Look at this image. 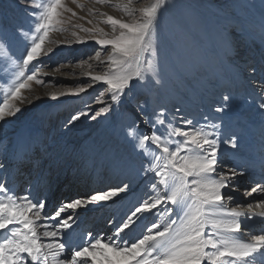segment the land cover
<instances>
[{"label": "snow or ice", "instance_id": "obj_1", "mask_svg": "<svg viewBox=\"0 0 264 264\" xmlns=\"http://www.w3.org/2000/svg\"><path fill=\"white\" fill-rule=\"evenodd\" d=\"M138 2L94 0L95 4L119 11L121 16L89 8L90 15L98 13L101 17L93 27L71 22L72 18L86 19L78 17L69 7L71 3L83 9L79 0H32L28 4L32 9L30 35L22 25L17 24L12 31L0 23V61L16 69L9 73L5 67L6 75L0 77L12 76L10 86L0 96V122L21 113V104L33 102L22 92L31 90V82L38 86L45 84L40 78V67L32 71L30 66L39 64L41 57L55 51V48L45 50L46 44L71 47L73 44L86 46L92 41L98 46L94 56L78 65L82 69L81 76L90 83L47 94L48 99L59 101L63 97H79L94 86H104L96 98L103 106L94 115L78 112L69 124L81 116L95 120L111 113L113 106L119 105L131 91L135 81L162 86L155 29L161 12L168 6L167 0H146L136 7ZM86 23L93 24V20L87 19ZM100 23L108 26L110 32L100 27ZM65 25L84 35L72 31L74 40L52 41L49 34L68 31ZM261 28L264 31V22ZM19 36L28 37V46L17 59L11 53V43ZM106 94L110 103L103 100ZM43 98L37 96L35 100ZM231 99L224 95L214 111H228ZM259 108L264 110V103H260ZM137 111L146 112V105L138 104ZM168 111L161 107L145 117L144 123L151 128L148 133L141 134L134 122L128 126L126 136L134 141V152L141 159L137 166L132 157L112 158L113 171L123 176L120 183L64 200L51 215L46 213L51 198L47 185L42 191L39 181L35 186L30 182L25 194L17 195L7 186L8 170L0 162V172L5 173L0 176V233L3 234L0 236V264H264V229L255 235L248 230L249 222L264 223V199L246 206L236 203L230 192L239 191L235 182L245 170L221 171V144L238 149L239 136L233 132L230 139H222L226 134L221 132L220 125L198 124L185 117L180 120L183 127L174 126L176 117L174 115L170 121ZM22 164L39 168V159L33 158L31 144L16 151L13 159L16 174ZM135 177L146 182L127 212L119 220L108 221L115 232L108 237H93L88 233L83 247L71 248L69 259V246L63 237L77 223L79 211L121 200L133 190ZM257 193L264 195V182L255 184L243 195L253 197ZM148 217L154 222L142 224ZM138 226L139 232L136 231Z\"/></svg>", "mask_w": 264, "mask_h": 264}, {"label": "bare ground", "instance_id": "obj_2", "mask_svg": "<svg viewBox=\"0 0 264 264\" xmlns=\"http://www.w3.org/2000/svg\"><path fill=\"white\" fill-rule=\"evenodd\" d=\"M167 5L161 12L155 29L159 48L160 76L163 83H166L163 84L164 87H156L152 82L135 81L133 82V86L137 87V93H135L137 95L145 94L150 99L152 94L156 93L155 96L159 101L157 112L161 107L168 109V119L171 121L174 115L176 117L173 121L174 126L183 127L180 122L181 117L193 119L196 114H199L207 117L212 124L220 125L221 131L226 134L222 136L223 138L230 139V133L235 132L241 139L238 149H231L229 146L221 144V148L224 149V153L221 155V171L227 172L230 168H237L238 171L244 169L245 174L238 177L235 182V187L239 191L230 192V194L234 196L236 203L243 199V204H241L243 206L264 199V195L259 193L254 194L253 197L242 196V193L250 190L255 184L264 182V167H262V163H264V110L259 108V104L264 103V87H262L264 85V31L261 28L262 22H264V0H167ZM197 18H200V23L204 26L205 32L198 31ZM229 25L241 29L248 40L242 45L243 48L236 51L238 55L233 57L237 65L232 64L228 57V59L224 58L226 54L223 55L225 49L231 50L229 29L225 28ZM179 35L188 37L191 48H181V44L178 42ZM75 45L77 44L72 46ZM192 47H197L198 49H196L199 50V56L194 53L195 59L198 61L199 58V62L194 66V63L192 64L193 69L192 74H190L181 69L179 62H183L182 60L187 58L188 51H191ZM248 51H253L255 54H249V56ZM215 62L219 63L220 70H216L213 65L208 66ZM41 72L54 82L65 78L61 74L44 70ZM200 74L204 77L201 81ZM223 77H227V80H224ZM170 81L174 82L173 86L170 85ZM98 86L102 85L90 88L91 91L96 90ZM130 92L128 94L131 95ZM128 94L116 106L126 108L129 104L126 100ZM181 94L188 95L192 102L187 97H183L187 104L180 101L176 103L177 96L182 97ZM224 95L232 97L230 101L232 105L230 104L229 110L223 113L212 111L222 103ZM244 103L258 107L261 116L260 122L249 118V115L244 111ZM177 109L180 111L177 112ZM136 115L140 117L138 113ZM37 125L40 126V122ZM39 126L36 127L32 124V132L40 134L42 131ZM49 145L47 144V146ZM44 147L46 148L45 145ZM44 147L39 148V155H45ZM1 162L5 165L9 164L5 160H1ZM11 166L14 167L13 164ZM25 166H27L25 174L22 173L23 164L20 165L19 174L15 173L13 186H16L17 183L24 184L36 171L29 164H25ZM40 171L38 175H43V170ZM113 180L114 178L110 176L106 177L99 189L109 186ZM120 181L117 179L114 185ZM145 182L139 177L137 182L133 183V190L114 204L90 206L80 210L77 215L79 216L77 223L63 237V241L67 242L69 246L68 258H71L72 247L84 246L88 233H92L93 237L111 236L115 232V228L108 221L114 218L119 220L127 212L128 207L131 206L129 203L131 201L134 203L135 198L141 195ZM84 184H86L85 178L78 176L67 187V192L59 189L55 200L58 195L65 197V200L70 199L77 187ZM231 206L235 207V203ZM91 217L96 221L90 227ZM151 222H154L153 219L148 217L141 223L147 225ZM261 229H264V223L259 220L249 222L248 230L252 234H259ZM140 230L138 226L136 231L139 232ZM2 235L0 233V236Z\"/></svg>", "mask_w": 264, "mask_h": 264}, {"label": "rangeland", "instance_id": "obj_3", "mask_svg": "<svg viewBox=\"0 0 264 264\" xmlns=\"http://www.w3.org/2000/svg\"><path fill=\"white\" fill-rule=\"evenodd\" d=\"M31 2L32 0H24L23 3L21 0H0V23L12 29V31H15V26L19 24L23 26L26 32H29L32 27V20L29 15L32 9L28 7V4ZM145 2V0H139L136 6L139 7L140 4ZM79 3L84 5L83 9L77 8L71 3H69V7H72L73 10L77 12L78 17L82 16L86 19L80 20L78 18H72L71 22L83 24L84 27H93L94 24L101 20L98 13L90 15L87 11L89 8L99 9L100 12L108 13L114 17L121 16L119 11L105 5L95 4L94 0H79ZM70 15L71 14H67V16ZM87 19L93 20V24L86 23ZM197 20L198 31L205 32L204 26L200 23V18H197ZM65 26L69 28L68 31L63 33L51 32L49 34L52 41H63L66 39L74 40L75 38L71 35L72 31H77L81 36L84 35L83 32L71 28L70 25ZM99 26L103 27L105 31L110 32V28L103 23H100ZM225 28L229 29L231 50L225 49L223 55L226 54L224 58H229L232 64L237 65L233 57L238 55L236 51L243 48L242 45L247 43L248 40L241 29L235 28L232 25L225 26ZM221 29L224 30L223 27H221ZM178 42L181 44V48H191L188 37L186 38L179 35ZM26 46H28V37L19 36L14 39L11 43V53L13 57L17 59L22 57ZM47 48H55V51L47 57H41L39 64L30 66V69L35 71L36 67H40V69H42L41 71L44 70L54 74H61L65 78L54 82L45 76L43 72H40V74L42 73L40 78L45 81V84L38 86L34 82H31L32 88L30 91L22 90L23 95L27 97L29 101L33 102L27 105L21 104L20 106L23 108L21 113L17 114L14 118H9L5 122H0V162L1 160H5L6 163L9 162L8 165H5L6 170H8L7 186L13 189L17 195H24L26 190L29 189L30 182L35 186L39 181L42 191L45 190L44 185H47L46 191L51 197L47 207V214L51 215L55 207H58L59 203L66 199L65 197L63 198L62 195H58L55 200L59 189H62L63 192H67V187H69L71 182L76 180L78 176L85 178L86 184L78 186L76 192L72 195L73 197L70 199L76 198L77 196H84L91 193L93 190H99L101 183L106 177L110 176L114 178L113 183L110 185H114L117 179L122 180L123 176L117 175L110 165L114 156L132 157L136 161L137 166L139 165L141 157L137 156L134 152V141H131L126 136V132L128 126L133 122L138 125L141 134L150 132L151 128L144 123V119L147 115L153 114V110L157 112V104L159 101H157L158 99L155 96L156 93L152 94L151 99L145 94L137 95V87L133 86L130 92L131 95L128 94L126 99L129 103L126 108L123 106H113L111 113L98 116L95 120L86 116H81L79 120L69 124L71 117L78 112H90L91 115H94L99 107L103 106L96 98L99 93L104 90V86H98L94 91L89 89L86 94H82L79 97H63L59 101L48 99L47 94L90 83L88 78L81 76L82 69L78 65L82 60H87L90 56H94L98 46L95 45L94 42L89 41L86 46L75 45L69 47L65 44H61L59 47H56L55 44H46L45 50H47ZM196 48L197 47H192L194 51L190 49L191 51H188L189 55L187 58L183 59V62H179L181 69L190 74H192L193 66L199 62V58L197 61L194 56V53H199V50H197L198 48ZM249 54H255V52L248 51V55ZM230 55L232 58L229 57ZM212 65L216 67V70H220L219 63H210L208 66L210 67ZM5 67L8 68L9 73L16 70L13 65H5L0 61V77H5ZM57 68H59L60 71H55ZM25 71H29V69H25ZM221 75L227 76L225 74ZM200 76L201 81L204 77L201 74ZM11 79L12 76L10 74L6 79H0V96L3 95L5 88L10 86L9 82ZM223 79L227 80V77H223ZM163 84L162 87H164ZM173 84L174 82L170 81V85L173 86ZM181 95L182 97L177 96L176 103L180 101L187 104V102L183 100V97H187V99L192 102V99L188 95ZM37 96L44 98L35 100ZM103 100L105 103H110V97L107 94ZM138 104L146 105L147 111H137ZM243 108L245 109V113L249 115V118L253 119V121H261L257 106L244 103ZM136 113H138L140 117H138ZM192 120L198 124H212V122L208 119V121L205 120V117L199 114H196ZM38 122H40V126L37 125ZM32 124L36 127L39 126L42 132L40 134L32 132ZM221 132L224 133L223 131ZM26 144H31L33 158L39 159V168L36 169L30 179L26 180L24 184L17 183L16 186H13L15 172L13 171L14 167L12 168L11 165L13 164L16 151L23 149ZM47 144L50 145L47 146ZM42 147L45 148L46 152L44 156L43 154H38L39 148ZM223 153L224 149L221 148V155ZM27 166L23 164L22 173L25 174L27 172ZM41 169L43 170V175H38ZM4 175V172H0V176ZM137 179H139V177H135L133 183L137 182ZM243 194L244 193H242V196ZM131 203L133 202L131 201L129 204ZM239 204H243V199L240 200ZM78 218L79 216H77V219ZM95 221L93 217L90 218V227Z\"/></svg>", "mask_w": 264, "mask_h": 264}]
</instances>
